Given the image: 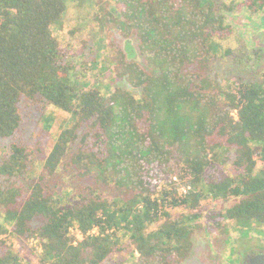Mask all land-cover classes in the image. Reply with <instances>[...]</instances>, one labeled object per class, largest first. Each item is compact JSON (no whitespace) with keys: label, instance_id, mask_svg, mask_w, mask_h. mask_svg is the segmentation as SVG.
Masks as SVG:
<instances>
[{"label":"trees","instance_id":"obj_1","mask_svg":"<svg viewBox=\"0 0 264 264\" xmlns=\"http://www.w3.org/2000/svg\"><path fill=\"white\" fill-rule=\"evenodd\" d=\"M69 1L0 0V141L32 127L0 152V264H23L12 238L37 239L43 264L115 253V264H179L197 229L264 233V53L224 47L236 3L97 0L100 30L121 42L109 43L105 97L79 82L94 43L77 51L55 32ZM244 5L264 11V0ZM234 58L254 66L220 80L217 65ZM51 109L69 116L48 153L50 136L26 121Z\"/></svg>","mask_w":264,"mask_h":264},{"label":"rangeland","instance_id":"obj_2","mask_svg":"<svg viewBox=\"0 0 264 264\" xmlns=\"http://www.w3.org/2000/svg\"><path fill=\"white\" fill-rule=\"evenodd\" d=\"M245 0H226L227 3L234 2L237 8L234 12L228 13V22L235 28V34L229 40L224 42V47H240L243 42L249 44L250 50L259 48L261 53H264V11L258 15H252L247 7L244 5ZM69 9L66 14L63 25L57 26L55 32L60 36L61 42L65 46L73 45L76 50H80L83 46V41H91L95 45L97 50L96 61L89 64V68L83 73V68L78 72L79 82L85 86L88 90L94 87H100L103 95L108 97L113 91V87L110 83V79L106 74L105 64L110 58L109 43H121L116 35L110 36L109 33H103L96 21L95 13L99 11L100 5L97 4V0H87L86 3H82L80 0L69 1ZM75 29L76 33L71 36V30ZM110 36V39H109ZM114 41V42H113ZM243 41V42H242ZM251 56H254L252 52ZM254 59H258V55L254 56ZM247 58L244 60L225 59L217 65L220 80H225L227 77L232 79L239 78V76L247 75V73L253 68L252 63H248ZM80 63H77L79 67ZM239 66V68H235ZM214 65V67H215ZM249 69V70H248ZM82 72V73H81ZM252 72V71H251ZM253 75V74H251ZM254 77L256 75H253ZM213 77L215 73L213 72ZM224 82V81H223ZM62 111L49 110L45 117L36 112L30 118H27V122L33 121L32 125L38 131L42 130L47 132L50 136L49 145L47 146L48 153L53 149L58 136L61 133V121L60 117L69 114ZM49 121V130L45 128L44 119ZM44 118V119H43ZM38 122V125H36ZM48 124L46 123V126ZM40 127V128H39ZM31 123L26 125L25 132L20 131L16 133L12 138L0 141V152H3L5 147L11 143L19 140L29 141L31 137ZM43 135L42 132H40ZM29 134V136H27ZM39 167V166H38ZM43 170V168H37ZM32 178L38 177L32 175ZM35 179H33L34 181ZM68 183V178H63ZM33 181L30 183L33 185ZM66 184V183H64ZM72 190L69 188H63L62 194L59 195V199L66 201L71 197ZM207 204V203H206ZM224 206L221 201L209 204V206ZM208 206V207H209ZM210 208V207H209ZM224 208V207H223ZM2 221V220H1ZM97 231H93L96 234ZM231 238H223L220 234H213V236L207 237L201 229L194 231L191 237V249L189 253L184 257L179 264H243L246 262L247 257H255L257 255H264V233L261 230L254 229L252 231H235L231 235ZM2 238H8L5 235ZM1 238V239H2ZM14 249L19 252L21 262L23 264H43L41 262L42 249L37 246V239L32 238L27 245L18 238L11 239ZM130 241L124 238V244L129 245ZM222 251V252H221ZM122 254L115 253L108 263L115 264L120 261ZM250 257V258H251Z\"/></svg>","mask_w":264,"mask_h":264},{"label":"water","instance_id":"obj_3","mask_svg":"<svg viewBox=\"0 0 264 264\" xmlns=\"http://www.w3.org/2000/svg\"><path fill=\"white\" fill-rule=\"evenodd\" d=\"M250 264H264V255L260 254L251 259Z\"/></svg>","mask_w":264,"mask_h":264},{"label":"flooded vegetation","instance_id":"obj_4","mask_svg":"<svg viewBox=\"0 0 264 264\" xmlns=\"http://www.w3.org/2000/svg\"><path fill=\"white\" fill-rule=\"evenodd\" d=\"M251 257V256H250ZM250 257H247L245 260L246 262H244L243 264H250V261L252 258H254L253 256L250 258Z\"/></svg>","mask_w":264,"mask_h":264},{"label":"built area","instance_id":"obj_5","mask_svg":"<svg viewBox=\"0 0 264 264\" xmlns=\"http://www.w3.org/2000/svg\"><path fill=\"white\" fill-rule=\"evenodd\" d=\"M95 231H97V230H95Z\"/></svg>","mask_w":264,"mask_h":264}]
</instances>
